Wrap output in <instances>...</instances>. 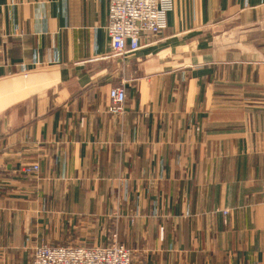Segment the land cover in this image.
Masks as SVG:
<instances>
[{"label": "crops", "instance_id": "0c3cea01", "mask_svg": "<svg viewBox=\"0 0 264 264\" xmlns=\"http://www.w3.org/2000/svg\"><path fill=\"white\" fill-rule=\"evenodd\" d=\"M108 4L0 0V264H264V0H173L122 56Z\"/></svg>", "mask_w": 264, "mask_h": 264}, {"label": "built area", "instance_id": "2783aa9c", "mask_svg": "<svg viewBox=\"0 0 264 264\" xmlns=\"http://www.w3.org/2000/svg\"><path fill=\"white\" fill-rule=\"evenodd\" d=\"M106 30L110 39V53L122 56L139 49L140 38L159 34L166 27V14L173 0H108ZM107 112L121 115L126 100L125 88L109 90ZM32 170L38 171V165ZM132 250L117 241L106 246H49L34 249L32 264H131Z\"/></svg>", "mask_w": 264, "mask_h": 264}]
</instances>
